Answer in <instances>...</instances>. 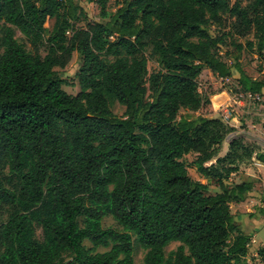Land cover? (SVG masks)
<instances>
[{"label":"trees","instance_id":"1","mask_svg":"<svg viewBox=\"0 0 264 264\" xmlns=\"http://www.w3.org/2000/svg\"><path fill=\"white\" fill-rule=\"evenodd\" d=\"M109 1L89 0L102 21L79 29L74 0H0V264H135V244L143 264H264V247L249 261L252 234L231 210L255 183H229L254 157L264 164V152L236 138L221 157L235 129L181 114L210 104L205 70L235 69L243 92H264L235 41L252 35L247 48L264 70V0H124L112 14ZM74 53L75 96L56 70ZM190 154L207 184L189 175Z\"/></svg>","mask_w":264,"mask_h":264},{"label":"rangeland","instance_id":"2","mask_svg":"<svg viewBox=\"0 0 264 264\" xmlns=\"http://www.w3.org/2000/svg\"><path fill=\"white\" fill-rule=\"evenodd\" d=\"M75 3L82 8V13L79 15L78 20L75 22V28H86L88 24H93L95 22L102 21L100 15L99 6L94 2H89V0H74ZM124 0H110L108 3V12L110 14L115 13V11L121 6ZM235 0H232V2ZM54 24L53 20H49L45 27L49 30L52 29ZM2 23L0 22V27ZM212 33L217 34L218 32H225V29H219L212 27ZM16 37L21 41L25 42L29 48L27 41L17 31ZM253 36L250 35L247 38L235 39L237 44L242 45L244 48L240 53V64L246 75L252 79H264V70L261 69V60L258 56L253 53L249 48H247L248 41H252ZM228 46L225 50L230 51L233 57L228 59L230 65H233V58L238 54L235 46L231 45V40H228ZM42 55H46V48L42 47ZM81 58L77 53H74L70 64L65 69H56L62 78L66 81L63 89L70 95H77L80 92V84L77 77V73L81 66ZM160 69L157 63L153 60L148 62L149 73L156 72ZM239 73L233 69V75L228 82H223L220 77L213 75L209 70H205L199 78V90L200 92L210 99V104L203 107L198 112H190L182 110L181 114L198 117L204 116L207 118H220L229 126L235 129L225 142L223 143L220 151V156H224L229 150V142L233 139L240 138L247 144L257 145L262 151H264V95L248 97L245 92L241 89L238 81ZM264 93V92H263ZM113 112L118 116H123L125 108L119 104H115L112 107ZM258 143L261 145L259 146ZM196 155L190 154L185 156L183 161L187 165L189 175L197 181L204 184L208 183V180L204 178L197 172L194 161ZM215 163V160L211 161L208 166ZM252 162L241 165L237 173L231 175L229 183H241L244 181H253L255 183V189L260 188L259 191L264 195V168H258ZM210 192L214 193L218 188L212 183H209ZM260 208H258L259 210ZM232 213H239L243 210L237 208L234 204L231 207ZM238 217V216H236ZM248 216L245 217V220ZM244 220V218H243ZM105 228L119 229L120 227L112 218H107L104 220ZM38 239H42L41 230H37ZM260 243L261 240H258ZM264 242V241H262ZM257 243L250 246L249 261L259 262ZM178 243H172L166 249L167 256L170 252L174 251L178 247ZM264 247V246H263ZM262 248V247H260ZM104 251V249H101ZM145 251L138 245L135 244V254L134 260L135 264H143Z\"/></svg>","mask_w":264,"mask_h":264},{"label":"crops","instance_id":"3","mask_svg":"<svg viewBox=\"0 0 264 264\" xmlns=\"http://www.w3.org/2000/svg\"><path fill=\"white\" fill-rule=\"evenodd\" d=\"M261 95H264V93ZM258 145L260 146L261 144L258 143ZM253 160H256V158L254 157ZM254 165L258 166V168H264V164L259 162L254 163ZM259 189L260 188H257L254 192L249 193L243 202L232 204H235L238 209L241 208V210H243L239 213H233V215L237 223L252 234V244L255 246V244L259 242L258 240H261V242L256 245L258 249L264 246V242H262L264 241V213L261 212L264 209V195ZM258 208L260 209L258 210ZM247 216L248 219L245 220Z\"/></svg>","mask_w":264,"mask_h":264},{"label":"built area","instance_id":"4","mask_svg":"<svg viewBox=\"0 0 264 264\" xmlns=\"http://www.w3.org/2000/svg\"><path fill=\"white\" fill-rule=\"evenodd\" d=\"M221 78V80L223 81V82H228L229 80H230V78H223V77H220ZM246 95L248 96V97H250V98H252V97H255V96H259V95H252L251 93H246Z\"/></svg>","mask_w":264,"mask_h":264}]
</instances>
